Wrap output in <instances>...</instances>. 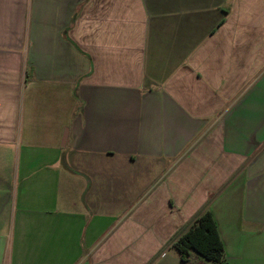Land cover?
<instances>
[{"label": "crops", "instance_id": "1", "mask_svg": "<svg viewBox=\"0 0 264 264\" xmlns=\"http://www.w3.org/2000/svg\"><path fill=\"white\" fill-rule=\"evenodd\" d=\"M206 211L264 264V0H0V264H214Z\"/></svg>", "mask_w": 264, "mask_h": 264}, {"label": "trees", "instance_id": "2", "mask_svg": "<svg viewBox=\"0 0 264 264\" xmlns=\"http://www.w3.org/2000/svg\"><path fill=\"white\" fill-rule=\"evenodd\" d=\"M174 246L183 261L194 252L214 264L226 263L217 223L209 211L195 218L188 231L176 239Z\"/></svg>", "mask_w": 264, "mask_h": 264}]
</instances>
